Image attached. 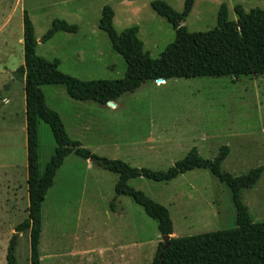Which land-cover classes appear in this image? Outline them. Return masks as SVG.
Here are the masks:
<instances>
[{"label":"rangeland","instance_id":"374dc122","mask_svg":"<svg viewBox=\"0 0 264 264\" xmlns=\"http://www.w3.org/2000/svg\"><path fill=\"white\" fill-rule=\"evenodd\" d=\"M163 1L180 13L184 0H0V264L11 244L17 264H30L29 233L16 226L27 217V155L22 16L34 27L36 54L59 61V71L83 81L120 80L125 62L98 21L104 6L114 11L117 33L136 26L151 58L174 41L170 24L151 8ZM235 22L234 8L264 10V0H196L183 25L189 32L216 26L220 6ZM78 27L41 43L53 20ZM47 106L61 117L68 136L94 155L135 168L166 171L196 148L212 160L222 146L229 154L221 170L232 176L264 167V76L178 78L146 82L125 93L116 107L68 97L61 85H44ZM38 172L55 148L48 125L38 122ZM116 174L74 154L65 158L41 207L40 264H152L162 241L157 224L127 196L114 198ZM128 185L165 207L172 238L236 227L229 189L209 171L196 169L164 183L132 179ZM254 223L264 222V173L239 194Z\"/></svg>","mask_w":264,"mask_h":264},{"label":"trees","instance_id":"16d2710c","mask_svg":"<svg viewBox=\"0 0 264 264\" xmlns=\"http://www.w3.org/2000/svg\"><path fill=\"white\" fill-rule=\"evenodd\" d=\"M195 1L184 0L180 13L163 1L151 3L153 11L164 18L174 31V41L164 48L157 59L151 58L144 50L136 26L117 33L113 26L114 11L108 5L102 8L98 29L106 34L112 50L125 62V74L120 80H79L60 72L59 61L37 56L34 27L27 12H23L24 62L16 73L24 83L28 217L15 230L19 234L29 233L30 264H40L41 207L57 171L70 154L83 160L92 159L96 166L117 175L114 198L109 204L112 211L116 210L117 197L127 196L156 222L161 236H171L164 251L161 252L162 244H159L152 264H264V222L254 223L239 197L241 190L252 189L256 185L264 173L263 166L240 176L223 172L221 165L230 151L227 146L220 147L212 160L203 159L197 149L192 148L166 171L135 168L122 161L98 157L68 136L61 117L47 106L41 90L44 85H61L73 100L107 105L125 93H133L142 84L158 82V79L229 76L236 82L240 76H264V10L245 12L237 5L234 8L237 19L232 22L228 20L227 6L222 4L212 30L191 33L180 23L185 22ZM77 31L76 25L55 19L42 36L41 43L48 42L57 33L74 34ZM39 121L48 125L55 142L53 154L42 174L38 172ZM196 169L209 171L229 189L236 210V227L172 238L173 223L169 211L143 192L130 187L128 181L140 178L167 183ZM6 263L17 264L12 241L7 250Z\"/></svg>","mask_w":264,"mask_h":264},{"label":"water","instance_id":"95a60500","mask_svg":"<svg viewBox=\"0 0 264 264\" xmlns=\"http://www.w3.org/2000/svg\"><path fill=\"white\" fill-rule=\"evenodd\" d=\"M182 25H183V23H180V26H182ZM157 81H160V82H161V81H163V80L158 79ZM108 106H114V105H113L112 102H109V103H108ZM88 161H89L91 164L95 165V162H94L92 159H89ZM15 236H16V239H17V237L19 236V233H16ZM161 238H162V241H161V244H162L161 252H162V251H164V250L167 248V246H168V242H169L171 236H161ZM12 246L14 247L15 244L12 243Z\"/></svg>","mask_w":264,"mask_h":264},{"label":"crops","instance_id":"0c3cea01","mask_svg":"<svg viewBox=\"0 0 264 264\" xmlns=\"http://www.w3.org/2000/svg\"><path fill=\"white\" fill-rule=\"evenodd\" d=\"M23 45V44H22ZM113 105H114V107H116V104H115V102L113 103Z\"/></svg>","mask_w":264,"mask_h":264}]
</instances>
